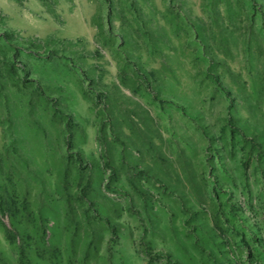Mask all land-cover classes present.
Returning a JSON list of instances; mask_svg holds the SVG:
<instances>
[{
  "label": "rangeland",
  "instance_id": "obj_1",
  "mask_svg": "<svg viewBox=\"0 0 264 264\" xmlns=\"http://www.w3.org/2000/svg\"><path fill=\"white\" fill-rule=\"evenodd\" d=\"M264 264V0H0V264Z\"/></svg>",
  "mask_w": 264,
  "mask_h": 264
},
{
  "label": "trees",
  "instance_id": "obj_2",
  "mask_svg": "<svg viewBox=\"0 0 264 264\" xmlns=\"http://www.w3.org/2000/svg\"><path fill=\"white\" fill-rule=\"evenodd\" d=\"M166 263L167 264H178V262L172 261L169 257H166Z\"/></svg>",
  "mask_w": 264,
  "mask_h": 264
}]
</instances>
